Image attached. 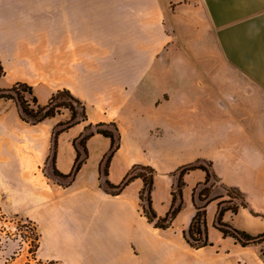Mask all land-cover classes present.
Masks as SVG:
<instances>
[{
    "label": "crops",
    "instance_id": "obj_1",
    "mask_svg": "<svg viewBox=\"0 0 264 264\" xmlns=\"http://www.w3.org/2000/svg\"><path fill=\"white\" fill-rule=\"evenodd\" d=\"M133 14L115 0H0V88L33 86L40 104L60 88L83 100L87 120L59 137L56 165L69 173L74 140L87 124L116 123L120 147L109 180L120 183L136 163L157 174L152 203L168 213L175 172L197 159L213 162L220 181L241 189L249 207L224 220L264 230V0H140ZM69 110L32 124L16 101L0 98V138L20 152L11 161L34 182L26 195L40 235L36 256L61 264H264L263 244L242 246L215 226L218 200L207 207L213 244L185 238L206 172L185 174L184 207L157 228L141 207V178L120 194L105 189L100 162L111 139L87 140L89 157L68 186L53 172V131ZM15 150V144L11 147ZM45 169V170H44ZM45 172L47 174H45ZM48 180L52 182L49 183ZM213 195H224V190Z\"/></svg>",
    "mask_w": 264,
    "mask_h": 264
},
{
    "label": "trees",
    "instance_id": "obj_2",
    "mask_svg": "<svg viewBox=\"0 0 264 264\" xmlns=\"http://www.w3.org/2000/svg\"><path fill=\"white\" fill-rule=\"evenodd\" d=\"M5 73V68L0 59V76ZM29 94L31 97H27ZM0 98L12 99L16 101L21 109V117L23 120L32 124H37L49 117L56 116L64 110H69L71 117L67 121H61L53 131L52 147L49 159L56 176L65 180L62 183L65 186L70 185L81 170L83 164L89 157L87 148V140L96 133L108 136L111 139L109 151L104 155L100 162L101 177L104 178L105 189L113 195L120 194L123 189L133 180L141 178L144 186L140 192L141 207L148 221L157 228L167 229L172 224L178 213L184 207L183 189L185 187V174L194 169H202L206 172V179L195 187L193 200L196 206V212L190 223L189 228L184 232L185 238L193 248H201L213 244L209 237L207 224V207L211 201L218 200V213L215 226L224 234V236L233 237L237 243L242 246L259 245L264 243V230L259 233H252L246 229L234 226L224 220L225 213L232 211L237 214L241 207H249L246 194L235 186H229L220 181L219 176L213 169V162L206 159H197L194 162L183 165L175 174L178 175L176 187L172 191V202L168 213L159 216L155 211L152 203V192L155 184L156 169L147 164L136 163L126 173L120 183H112L109 176L110 164L113 156L120 147L121 134L116 123L101 122L97 124H87L82 135L73 142L77 155L72 170L64 173L59 170L56 165L59 137L71 128L73 125L86 121L87 107L83 100L74 95L68 88H60L56 90L46 104H40L34 93L33 86L27 82L18 81L10 87L0 88ZM220 186L227 196L213 195L214 186ZM256 216L264 218V214L252 210ZM40 235L37 233L36 250L39 247ZM35 250V251H36ZM261 256L264 259V247L261 249Z\"/></svg>",
    "mask_w": 264,
    "mask_h": 264
},
{
    "label": "rangeland",
    "instance_id": "obj_3",
    "mask_svg": "<svg viewBox=\"0 0 264 264\" xmlns=\"http://www.w3.org/2000/svg\"><path fill=\"white\" fill-rule=\"evenodd\" d=\"M115 1L117 6L129 7L133 14L139 10L140 0ZM14 144L15 150H12ZM18 144L10 133H4L0 138V264H61L36 256L38 229L35 222L26 216L29 212L26 195L34 190V182L28 183V177L18 175V172L29 171L27 167L19 171L11 164L19 157ZM60 182L66 183L65 180ZM221 191L223 189L216 185L215 193Z\"/></svg>",
    "mask_w": 264,
    "mask_h": 264
}]
</instances>
